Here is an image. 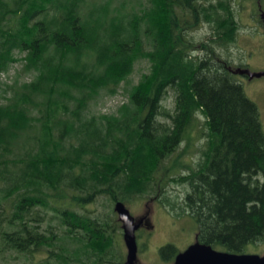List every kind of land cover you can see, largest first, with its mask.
Listing matches in <instances>:
<instances>
[{"label":"trees","instance_id":"16d2710c","mask_svg":"<svg viewBox=\"0 0 264 264\" xmlns=\"http://www.w3.org/2000/svg\"><path fill=\"white\" fill-rule=\"evenodd\" d=\"M241 1L0 0V264H122L115 211L80 209L100 196L159 199L163 177L188 186L179 215L193 219L198 241L243 253L264 238V131L228 51ZM141 59L148 71L126 101L92 113ZM16 62L29 80L3 79ZM198 113L201 159L170 176L179 163L166 160ZM178 252L159 248L168 262Z\"/></svg>","mask_w":264,"mask_h":264},{"label":"rangeland","instance_id":"374dc122","mask_svg":"<svg viewBox=\"0 0 264 264\" xmlns=\"http://www.w3.org/2000/svg\"><path fill=\"white\" fill-rule=\"evenodd\" d=\"M234 6L239 30L235 43L228 49L231 70L244 68L247 65V68L252 72L264 71V25L262 24V21H264V0L262 2H259V0H243L241 3L235 2ZM207 30V26L204 25L191 32V35L195 40H203L207 36ZM220 52L226 54L227 51L221 50ZM20 67V62L14 63L8 76H4L3 79L7 82L29 80V75L22 72ZM148 68L147 61L138 60L134 65L132 74L127 82L121 84L118 93L111 97H101L96 104L91 106L90 111L95 114L113 112L118 105L126 101L127 90L139 80L141 74L148 71ZM235 79L241 84L245 95L256 103L264 131V76L252 79L239 76ZM162 103L170 109L173 108L174 95L171 89L167 91ZM203 123L202 114L198 113L187 138L181 142L176 152L166 160L167 167L171 166L176 160L179 163L170 176L186 174L187 166L194 167L196 162L201 159V150L206 141L203 133L206 129ZM161 185H163L162 189L155 196L159 199L166 196L168 202H160L159 199L152 196L137 198L125 203V206L134 216L135 222L143 219L142 225L135 232L138 249L134 264H173L172 261H164L160 257L159 248L169 243L182 251L189 244L195 242L197 233L195 222L188 215H179L184 208V196L188 186L170 181L169 178L164 177L161 179ZM113 210L114 203L112 204L104 196L98 197L93 203H88L80 209L82 213L89 216L107 218V214H109L112 217L116 215L118 219L116 212H114V215L112 214ZM50 216H53V214L49 211L47 217ZM47 224L49 223H44L42 228L46 227ZM50 224L57 226L58 219L54 218L50 221ZM119 225L120 229L116 230L115 238L124 250L123 264L126 257V246L120 221ZM243 253L263 256L264 238L255 243H249ZM11 262L15 264L14 260H11ZM18 262H22V259H19Z\"/></svg>","mask_w":264,"mask_h":264},{"label":"water","instance_id":"95a60500","mask_svg":"<svg viewBox=\"0 0 264 264\" xmlns=\"http://www.w3.org/2000/svg\"><path fill=\"white\" fill-rule=\"evenodd\" d=\"M237 71L240 74L246 73L249 78L264 76V71L252 72L244 69ZM114 211L121 222L123 240L126 246V257L123 264H134L138 249L135 231L142 225L143 219L135 222L134 216L120 201L115 202ZM173 264H264V255L218 250L210 244L195 241L176 255Z\"/></svg>","mask_w":264,"mask_h":264},{"label":"flooded vegetation","instance_id":"af4514ba","mask_svg":"<svg viewBox=\"0 0 264 264\" xmlns=\"http://www.w3.org/2000/svg\"><path fill=\"white\" fill-rule=\"evenodd\" d=\"M262 24L264 25V21H262ZM239 69H244V70H249L248 68H247V65L244 67V68H236L234 71H232V73H233V75H234V77L236 78V77H243V78H249L248 77V75L246 74V73H243V74H240L237 70H239ZM250 71V70H249ZM253 78H255V77H253ZM249 79H252V78H249ZM196 241H198V240H196ZM174 262V261H173Z\"/></svg>","mask_w":264,"mask_h":264}]
</instances>
